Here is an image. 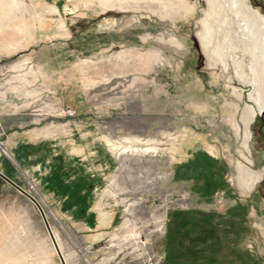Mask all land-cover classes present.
Masks as SVG:
<instances>
[{"label": "rangeland", "instance_id": "1", "mask_svg": "<svg viewBox=\"0 0 264 264\" xmlns=\"http://www.w3.org/2000/svg\"><path fill=\"white\" fill-rule=\"evenodd\" d=\"M94 1L13 5L44 37L0 47V264H264V111L249 98L243 7L215 0L239 75L200 40L207 0L186 13L178 0ZM247 3L264 16V0ZM73 121L105 134L112 155L85 163L50 140L7 144L12 129L72 134ZM240 169L260 175L252 188ZM100 209L113 219L92 245Z\"/></svg>", "mask_w": 264, "mask_h": 264}, {"label": "crops", "instance_id": "2", "mask_svg": "<svg viewBox=\"0 0 264 264\" xmlns=\"http://www.w3.org/2000/svg\"><path fill=\"white\" fill-rule=\"evenodd\" d=\"M19 2L23 4L26 0H15V2L14 0H0V47H8L10 51L15 52L19 51L18 48L29 46V38L31 36L37 41H41L44 37L43 23L39 24L37 21L33 29L29 30L27 7H24V11L21 8L20 12L14 9V3L19 4ZM95 2L99 1H94L90 4H95ZM36 15H39L38 8H36ZM77 104L79 109L84 108V105L80 101H77ZM69 127L71 130V124ZM73 127L72 134H53L51 136L45 135L46 130L44 128H36L35 131L12 129L7 135V144L18 145L50 140L51 142H57L60 147L65 149L69 158L85 163L93 159H98L99 161L102 159L106 160L109 154L112 155V152H114L112 144L115 143L109 140L105 134L100 133L98 135L92 133V130L96 131L93 128L95 126H91L92 130H89L90 126L77 124L73 121ZM95 169L102 172L103 166L100 163L99 168ZM112 219L110 211H102L100 209V213L97 216L96 229L85 237V241L92 245L98 244L99 242L101 244L108 237L107 230L112 223ZM105 259L107 261L110 260L109 258L102 257L100 264H105ZM115 260L116 264L130 263V261L123 262L119 259V255Z\"/></svg>", "mask_w": 264, "mask_h": 264}, {"label": "bare ground", "instance_id": "3", "mask_svg": "<svg viewBox=\"0 0 264 264\" xmlns=\"http://www.w3.org/2000/svg\"><path fill=\"white\" fill-rule=\"evenodd\" d=\"M112 2H114V0H100V3L105 7L107 5L111 7ZM247 2L248 0H238V3L243 7V10L241 12L242 17H244L246 19L245 21L248 22L247 23L248 33L246 35V38L248 39V44L244 45L243 52H245L250 57V60L248 59L249 61L248 68L253 76L252 79L248 81V83H250V85L253 87V91L249 95V98L256 103L258 107V113L260 114V112L264 111V16L260 14L257 10L253 9L251 5H249ZM178 3H179L178 6L180 7L181 11H183L184 13L192 10L187 0H178ZM207 3H208V11L205 15V18L202 21V30L199 33L200 40L202 41L204 46H206L205 48L206 54L208 55V57H213L217 59L218 61H220L224 67L228 65V59H231L237 73L239 75L241 74L244 75L245 74L243 70L244 64L241 61H235L232 56L233 54L230 55L226 53L225 51V48H231L232 50H234V52L238 51L234 49L232 45H229L228 41L230 40V38L227 41L228 45L223 43L229 37L228 31L224 33L222 32L223 29H221L222 24L226 23L225 19L221 18L219 13L216 12L215 0H207ZM234 3L236 2H233V5ZM87 4L88 2L84 1V3H82V6L84 5L86 6ZM229 5L231 4L229 3ZM216 20H217V23L214 24ZM230 41H233V40H230ZM240 44H237V45H240ZM254 116H255V112L253 111V109L251 108L247 109L243 115V122L246 123V122L252 121ZM244 132H245L246 139L243 145L245 147V143L248 140L247 128L244 129ZM238 178L242 182V184L245 186L244 188L245 190L246 188L247 189L252 188V186L260 179V175L251 173L250 171L246 169L244 170L240 169L238 172Z\"/></svg>", "mask_w": 264, "mask_h": 264}, {"label": "built area", "instance_id": "4", "mask_svg": "<svg viewBox=\"0 0 264 264\" xmlns=\"http://www.w3.org/2000/svg\"><path fill=\"white\" fill-rule=\"evenodd\" d=\"M62 113H64L66 116L68 117H73L75 115V112L73 110H69V109H65L62 110ZM0 150L4 153L5 148L3 146L0 145Z\"/></svg>", "mask_w": 264, "mask_h": 264}, {"label": "water", "instance_id": "5", "mask_svg": "<svg viewBox=\"0 0 264 264\" xmlns=\"http://www.w3.org/2000/svg\"><path fill=\"white\" fill-rule=\"evenodd\" d=\"M7 182H9L10 184H12L10 181L7 180ZM13 185V184H12Z\"/></svg>", "mask_w": 264, "mask_h": 264}, {"label": "trees", "instance_id": "6", "mask_svg": "<svg viewBox=\"0 0 264 264\" xmlns=\"http://www.w3.org/2000/svg\"><path fill=\"white\" fill-rule=\"evenodd\" d=\"M194 163L196 164V161H194L193 164H194Z\"/></svg>", "mask_w": 264, "mask_h": 264}]
</instances>
